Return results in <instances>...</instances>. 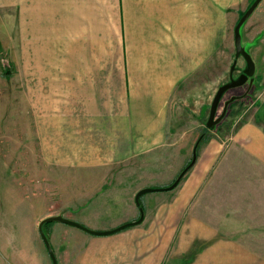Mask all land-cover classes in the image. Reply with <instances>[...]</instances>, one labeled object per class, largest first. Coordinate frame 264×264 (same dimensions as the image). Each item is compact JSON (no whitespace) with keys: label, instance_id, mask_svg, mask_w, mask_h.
Wrapping results in <instances>:
<instances>
[{"label":"crops","instance_id":"0c3cea01","mask_svg":"<svg viewBox=\"0 0 264 264\" xmlns=\"http://www.w3.org/2000/svg\"><path fill=\"white\" fill-rule=\"evenodd\" d=\"M247 1L0 0V24H17L18 105L5 114L23 147L78 172L133 170L123 212L99 229L136 221V192L157 169L168 186L201 138L179 183L140 202L139 224L100 236L57 221V264H234L253 252L264 264V102L231 133L201 129L218 24ZM81 213L67 219L98 228ZM10 253L8 264H42L31 247Z\"/></svg>","mask_w":264,"mask_h":264},{"label":"rangeland","instance_id":"374dc122","mask_svg":"<svg viewBox=\"0 0 264 264\" xmlns=\"http://www.w3.org/2000/svg\"><path fill=\"white\" fill-rule=\"evenodd\" d=\"M253 1L248 0L236 13H228L225 21H220L218 24L217 83L209 92L200 94L205 103L201 112L202 132L212 129L226 134L235 131L247 119L256 122L258 107L264 102V0H262L240 28L241 45L251 56L255 71L242 86L229 89L221 95L215 118L220 117L224 111L223 116L212 128L206 126L212 99L220 86L229 83L230 68L234 60L236 63L231 73L233 79L246 69L244 59L234 57L233 31ZM16 29L17 24H0L2 43L0 45V264H8L7 260L12 263V259L8 258L12 256L10 251L19 246L36 249L34 255L40 257L42 264L47 260L49 264H53L42 237L47 239L54 256L50 244V232L53 226L62 223L44 221L57 216L62 218L64 216L67 219L72 215L80 216L81 212H86L85 215L87 214L89 218L99 217L100 220L94 223L98 228L92 229L91 224L82 225L89 230L100 232L102 230L99 228L109 223L108 219L117 217L123 212L119 200L124 198V193L132 191L128 187L133 186L136 179L133 176V170L128 171L130 166H127L128 162L120 168L111 167L108 172L83 173L66 165L65 157L48 158L42 153L35 156L33 147L30 149L23 147L22 144L25 145V142L19 141L18 135L15 134L17 133L16 125L13 123V125H7L8 120L5 114L6 112H9L10 116L16 114L18 105ZM206 87L202 85V91ZM226 102L228 103L225 108ZM202 132L195 137H202ZM194 141L190 151L192 152L195 147L196 154L197 139ZM179 173L169 185L174 182ZM141 174L145 178V173ZM166 174L160 169L153 172L148 182L153 189L161 190L141 195L139 205L145 198L151 201L156 200L158 196L168 192L164 189L169 185L156 187ZM118 184L125 188L120 189ZM142 206L141 204L139 207L144 214ZM103 210L105 212L98 214ZM70 228L74 227L70 226ZM240 255L235 254L234 264H257L255 252L249 254L248 260H246V254L242 259ZM55 261L57 263L56 258Z\"/></svg>","mask_w":264,"mask_h":264},{"label":"water","instance_id":"95a60500","mask_svg":"<svg viewBox=\"0 0 264 264\" xmlns=\"http://www.w3.org/2000/svg\"><path fill=\"white\" fill-rule=\"evenodd\" d=\"M261 1L262 0H254L253 3L244 12V14L241 16V18L239 19V21L237 22V24L234 27V31H233V36H234V57L235 58L242 57L244 59V61H245L246 69L236 79H233L232 76H231V73H232V71H233V69L235 67V63H236V60H234L232 66L230 68L229 83L220 86L217 89V91H216V93H215V95H214V97L212 99V102H211V105H210V109H209V114H208V120H207V123H206V126L208 128H212L213 126H215L216 123H218L219 120L223 116L224 111L222 112V115L220 117L215 118L217 105L219 103L221 95L225 91H227L229 89L242 86L253 75V73L255 71V65H254V62H253L251 56L245 51V49L241 45L240 28L243 25V23L249 18V16L253 13V11L257 8V6L259 5V3ZM227 103L228 102L225 103V108H226ZM225 108H224V110H225ZM194 161H195V147H194L192 158H191V161L189 162V164L179 173V175L174 180V182L171 185H169L168 187H166L164 190L173 189L179 183L180 179L186 173V171L193 165ZM160 190L161 189H153V188H142V189L138 190L136 192L135 196H134L135 204L139 207V198H140L141 195H143L145 193L153 192V191H160ZM142 220H143V210L139 207V218L136 221L128 222V223L122 224V225H120V226H118L116 228H113L111 230L100 231V232L89 230L86 227H84L82 224L77 223L75 221H71V220L62 218L61 216H57L55 218H49V219L45 220L44 222L59 221V222H62L64 224L71 225L73 227L79 228V229H81V230H83V231H85V232H87L89 234L100 235L101 236V235L113 234V233H116V232L126 228V227H129V226H132V225H137ZM40 227H41V225H40ZM42 238H43L45 246H46V248H47V250H48V252H49V254H50L51 258H52L53 264H57V263H55L56 261H55V258L53 256L52 252H51L50 245H49L47 239L45 237H42Z\"/></svg>","mask_w":264,"mask_h":264},{"label":"trees","instance_id":"16d2710c","mask_svg":"<svg viewBox=\"0 0 264 264\" xmlns=\"http://www.w3.org/2000/svg\"><path fill=\"white\" fill-rule=\"evenodd\" d=\"M201 139V138H200ZM200 139L197 141V143L200 141ZM140 206V205H139Z\"/></svg>","mask_w":264,"mask_h":264}]
</instances>
